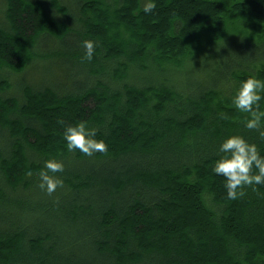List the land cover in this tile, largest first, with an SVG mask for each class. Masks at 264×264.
Here are the masks:
<instances>
[{
	"label": "trees",
	"instance_id": "obj_1",
	"mask_svg": "<svg viewBox=\"0 0 264 264\" xmlns=\"http://www.w3.org/2000/svg\"><path fill=\"white\" fill-rule=\"evenodd\" d=\"M148 2L4 0L0 264H264V184L229 199L212 172L230 134L264 154L232 103L264 80V0ZM38 65L57 72L13 79ZM81 120L106 152L67 149ZM50 158L64 164L51 193Z\"/></svg>",
	"mask_w": 264,
	"mask_h": 264
},
{
	"label": "clouds",
	"instance_id": "obj_2",
	"mask_svg": "<svg viewBox=\"0 0 264 264\" xmlns=\"http://www.w3.org/2000/svg\"><path fill=\"white\" fill-rule=\"evenodd\" d=\"M156 7L155 0L144 4V12H150ZM85 58L91 60L96 51L92 39L83 41ZM262 94H264V80L256 75H249L242 79L232 97L233 105L241 112L247 113L245 127L260 128V135L264 137V127L261 119L264 111L259 107ZM66 147L70 151L79 149L85 155L94 152H106L108 144L102 138H97L96 129L89 128L86 121L68 124L63 132ZM220 155L212 165V172L225 178V188L229 199L243 196V185L264 184V154L258 149L255 142H250L240 134H230L224 137L219 144ZM62 160L50 158L45 161L44 168L40 169V187L45 191L54 192L57 186L63 184V179L54 175L62 172ZM255 169V171H254ZM29 171L31 168L29 167Z\"/></svg>",
	"mask_w": 264,
	"mask_h": 264
},
{
	"label": "rangeland",
	"instance_id": "obj_3",
	"mask_svg": "<svg viewBox=\"0 0 264 264\" xmlns=\"http://www.w3.org/2000/svg\"><path fill=\"white\" fill-rule=\"evenodd\" d=\"M4 11V0H0V22L2 21V15ZM43 66H39L35 68H28L25 71L13 75V79H19V81H23L25 83H32V82H39V81H49L48 78L51 75V73L57 72L56 68H52L51 70L43 69ZM4 80L9 81V83L12 82V78H4ZM4 91V90H3Z\"/></svg>",
	"mask_w": 264,
	"mask_h": 264
}]
</instances>
